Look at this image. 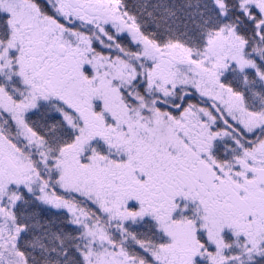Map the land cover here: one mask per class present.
Listing matches in <instances>:
<instances>
[{
	"label": "snow or ice",
	"instance_id": "snow-or-ice-1",
	"mask_svg": "<svg viewBox=\"0 0 264 264\" xmlns=\"http://www.w3.org/2000/svg\"><path fill=\"white\" fill-rule=\"evenodd\" d=\"M0 264H264V0H0Z\"/></svg>",
	"mask_w": 264,
	"mask_h": 264
}]
</instances>
